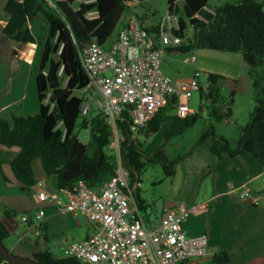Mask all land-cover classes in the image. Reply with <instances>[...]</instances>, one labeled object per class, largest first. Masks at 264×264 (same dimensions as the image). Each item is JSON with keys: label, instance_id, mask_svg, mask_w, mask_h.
Returning a JSON list of instances; mask_svg holds the SVG:
<instances>
[{"label": "trees", "instance_id": "trees-1", "mask_svg": "<svg viewBox=\"0 0 264 264\" xmlns=\"http://www.w3.org/2000/svg\"><path fill=\"white\" fill-rule=\"evenodd\" d=\"M77 0H5L6 23L2 33L16 42L36 44L35 52L40 53L38 71L35 76L39 110L26 116H13L12 123L0 118V147H17L18 151L8 163L14 178L20 182V189L30 192L36 183L32 161L39 157L46 176L55 175L57 188L72 190L82 179L86 184L98 189L103 181L115 172L117 156L109 148L111 132L99 114L91 119L83 115L82 125L89 126L91 139L82 142L74 133L84 97L75 94L82 92L88 83L80 51L95 39L103 45L111 36L127 3L142 0H94L78 3ZM183 13L178 15L179 7L174 0H168V10L179 16L178 30L174 31L181 40L176 47H168L176 52L189 53L195 48H208L226 52H237L248 66V74L255 90L256 103L249 120L240 127V134L233 146L223 135L217 134L213 126H208L196 144L209 141V149L214 158H232L250 153L258 158L264 167V9L258 0H239L226 2L207 8L208 0H181ZM174 6V7H173ZM95 11L94 16L88 13ZM38 14L48 24L47 35L35 38L31 23ZM199 14L201 17H194ZM192 27L191 35L185 34L187 21ZM157 24L146 27L156 32ZM207 85L199 89L200 96L217 102L223 76L214 72H204ZM233 91L225 105V112L212 109L216 119L231 115ZM177 98L160 107L147 121L146 125L132 132L127 109L118 119V128L123 140L120 145V160L128 172L131 184L139 182L140 174L148 164L160 163L166 176L175 173L176 159H168L165 145L170 138L182 134L197 118L195 112L183 116L176 112ZM82 116V115H81ZM169 121V123H167ZM164 126L163 144L152 154L143 151L145 138ZM190 150L188 154H191ZM4 159L0 155V171ZM136 202L144 207L143 200L137 196ZM0 238L2 241L10 231L1 217L14 218L17 211L0 203ZM32 222V214L23 216ZM27 220V221H28ZM41 236L48 241L46 226H41ZM13 251V250H12ZM14 252V251H13ZM16 253V252H15ZM32 258L39 264H84L75 257L55 256L44 248L33 253ZM226 251L213 254L210 264H227ZM0 264H12L0 253Z\"/></svg>", "mask_w": 264, "mask_h": 264}, {"label": "built area", "instance_id": "built-area-1", "mask_svg": "<svg viewBox=\"0 0 264 264\" xmlns=\"http://www.w3.org/2000/svg\"><path fill=\"white\" fill-rule=\"evenodd\" d=\"M93 1L77 0L78 3ZM95 14V11L88 13ZM157 27L156 32L149 31L137 16H132L109 46L103 47L92 39L80 51L82 66L88 75V83L82 90L84 101L80 114L87 115L91 100L96 114L111 132L108 148L117 156L115 172L97 190L78 180L72 190H63L67 194L64 200L44 190L35 195L37 201L51 200L60 211L81 213L92 224L90 235L69 242L63 249L64 255L84 264H189L191 259L207 252V235H188L183 228L184 221L201 204L166 206L156 221L146 223L120 160L123 137L118 119L125 109L129 128L135 132L174 96L177 114L190 113L188 104L192 93L207 85L206 78L200 80L202 71L198 69L178 84L162 71L165 51L176 47L181 40L174 33L179 27V16L167 10ZM183 60L194 62L196 57L193 53H184ZM43 214V209L37 210L35 218L39 220ZM22 220L27 221L26 216ZM31 223L36 229V223Z\"/></svg>", "mask_w": 264, "mask_h": 264}, {"label": "crops", "instance_id": "crops-1", "mask_svg": "<svg viewBox=\"0 0 264 264\" xmlns=\"http://www.w3.org/2000/svg\"><path fill=\"white\" fill-rule=\"evenodd\" d=\"M4 4L5 2L3 4L0 2L1 8L3 9ZM174 6L178 7L176 0H174ZM6 19V13L4 16H0V39L2 41L6 39V36L1 31V28L6 23ZM30 27L34 37L39 38L33 30L32 23ZM30 45L31 44L22 42H14L12 45H9L6 42V46L13 49L14 56L32 65L34 64L37 54V50L35 52L36 44H32L33 51L31 53V62L24 59ZM201 49L202 50H197V48H195L189 51L194 53L196 57L194 62H185L181 52H176L172 49L166 50L161 64L162 71L170 76L174 84L187 80L197 69L203 72H214L237 81L236 78L238 75H236V67H232V69L228 67V65L233 66L232 62L236 65L241 63L239 56L234 54L236 52H226L208 48ZM221 52H223V54ZM217 61H219L217 64L221 68L215 67V62ZM13 76L12 79L17 78V74ZM0 77L4 80V72L0 73ZM10 88L12 91L10 89L3 99L0 97V118L3 119H6V112L13 106L12 104L19 101V97L17 99L14 97L18 96L20 85L11 83ZM13 91H15V93H13ZM10 116L13 117V115ZM17 151V147H0V155L4 159L2 171L9 180L5 181L6 186H4L3 190L4 196L8 197L4 205L13 209H15L14 204H12L10 200L14 196L17 198L20 194L17 193V188H14L11 184V180L15 178L8 160L15 155ZM191 155L189 160H185V176L181 185L180 195L177 200L171 201L166 205L171 206L178 202L187 206L201 204L196 212L187 217L183 223V228L188 235L192 236L205 233L208 238L207 252L200 258L191 259L189 264H203V259L205 257L213 256V254L218 251H226L228 253L229 262L227 264H264V204H259V200L264 198V186L261 185L257 187V184L254 183L256 179L262 177L264 174V167L260 160L250 153H244L232 158H214L206 145L201 147L200 150L196 149ZM34 162H32V169ZM36 163L38 172L41 176L40 178L42 179L38 184H34L31 187L33 189L31 194L32 201L37 203L35 207L36 211L31 212L32 222L37 210L43 209L44 214L40 217V224L41 226H46L48 240L56 238L54 234L52 235V227L54 226L55 219L62 222L66 230L78 232L79 229H76V227L80 226L78 220V216L80 215L58 210L49 199L45 201L36 200L35 195L39 190H44L48 194H56L61 198L67 196L65 191L57 188V178L55 175H52L54 178L48 177L47 182L49 185L46 184L45 173L43 169L42 172L44 175L41 174L42 172L39 170L41 162L37 161ZM5 164L9 167L7 170ZM188 165L191 168H189ZM186 174L188 175L186 176ZM203 174H206L209 178H207V182L200 190L197 184L198 179ZM12 177L14 179H12ZM14 181L20 186V182L16 179ZM254 187H257V189H254V192H257V194L251 193ZM186 194H188V196L184 197ZM198 195L201 196L200 199L196 198ZM195 200L197 201L194 202ZM1 218L6 223L10 233L15 231L16 225L13 218ZM26 222L28 223V228L34 230L32 223H29V220ZM91 232L90 228H88L85 236L79 237L78 240L87 237ZM27 239L31 240L28 236H20L19 242L14 245V247L17 248L20 242H24L20 246V251L11 250L22 256L32 258L34 252L44 249L41 247L44 244L39 242L38 239L34 241L32 246L27 244ZM69 242L70 241L66 240L63 244L65 245Z\"/></svg>", "mask_w": 264, "mask_h": 264}, {"label": "rangeland", "instance_id": "rangeland-1", "mask_svg": "<svg viewBox=\"0 0 264 264\" xmlns=\"http://www.w3.org/2000/svg\"><path fill=\"white\" fill-rule=\"evenodd\" d=\"M238 1L239 0H208L207 8L213 10L215 7L226 2L237 3ZM258 1L262 3V7L264 9V0ZM0 2L3 4L5 0H0ZM176 2L179 7L178 15H180L183 13L182 1L176 0ZM77 4V1L73 3L74 6ZM167 10L168 0H142L127 3L111 36L103 44V47H107L110 45V43L115 39L117 33L119 32L125 21L128 20V18L132 16H137L144 27H149L150 25L158 24L167 13ZM4 15L5 11L3 8H1L0 5V16ZM185 20L187 21L185 34L188 36L192 33V27L189 25L188 20L186 18ZM32 24L33 30L37 37L41 38L42 36L47 35L48 24L45 19L41 16V14H38L36 16V18L32 21ZM6 42L9 45H12L16 41H13L7 37L3 41L0 39V73L4 72L5 75L4 80L2 77H0V85L3 83L0 87V97H2L3 99L6 96V94L11 89V83L20 85V91L18 92V96H13L15 99L19 97V101L13 103V106L6 112V119L9 123H11L13 120L12 116L10 115H32L37 113L39 110V100L37 97L35 76L38 71L40 53L36 54L34 64L30 65L25 61L20 60L16 56H14V51H12L13 49L6 46ZM197 50L202 49L197 48ZM221 53L223 54V52ZM234 54H237L236 56H239L241 63L236 65L234 64V62H232L233 66L228 65V67H230L231 69L232 67H236L235 71L237 73L236 75H238V77L236 78L237 81H235V79L233 80L231 78L223 76V78L221 79L222 82L220 85V92L217 102H212L206 97H201L199 90L194 91L189 99L188 105L192 109V112H195L197 114L196 120L182 134L170 138V140L165 145V153L167 158L176 159L175 173L172 176H166L160 163L148 164L141 172L140 180L135 186L134 184H131L129 180L128 183L131 185L135 199L137 198V196H139L144 202V207L140 209V215L144 218L146 223L150 221H156L161 216L163 207L171 201L177 200V198L179 197L181 185L185 176V160H189L190 155L193 154L196 149L200 150V148L205 145L209 149L208 140L196 144L202 132L208 126H213L217 134L223 135L234 146L240 134V127L246 124L249 120L250 113L256 103L255 90L252 86V81L248 74L247 64L243 61L240 53L236 52ZM181 55L184 56V53H182ZM217 63H219V61L215 62V67L221 68ZM14 74H17L16 79H12V77H14ZM191 75L189 77H191ZM205 76L206 74L202 71L200 80L204 81ZM232 91L234 93L233 102L231 104V115L227 118H222L220 120L216 119V117L212 113V109H216L220 113L225 112V105L229 101ZM13 93H15V91H13ZM75 94H77L78 96L83 95V93L80 91H77ZM95 97L99 98V95L95 93ZM89 103L91 104V109L86 115V118L88 120L96 114L93 102L89 100ZM83 118V115L79 116L74 128V133L82 142L87 143L91 139V131L89 126L84 127L82 125ZM167 123H169V121ZM163 128L164 126H162L157 132L145 138V140L142 135L138 136V139L143 141L142 148L146 154H152L157 147L163 144ZM190 150L192 151V153L188 154ZM34 161L32 162H34L33 169L34 177H36L35 184H38V182L41 181L42 178H40L41 176L38 172L36 162H39L40 158L37 157L34 159ZM5 166L7 170V168L9 167L6 164ZM189 168L191 167L189 166ZM39 170L40 172H42L41 165H39ZM41 174H43V172ZM187 175L188 174H186V176ZM48 177L54 178V176L52 175H45L46 184H48ZM207 178L209 177H207L206 174H203L198 179L197 187H200V190L207 182ZM12 179L14 178L12 177ZM14 180H11V184L14 188H17V193L20 195H18L17 198H15L16 196H14L10 200L12 204H14V208L17 211V215L13 218L14 223L16 225L15 231L10 233L9 236L3 240V243L7 248L13 249L14 251H20V246L24 242H20V245L17 248L14 247V245L19 242L20 236L25 235L31 238V240L27 239V244L32 246L34 244V241L38 239L39 242L44 244L41 247L50 249V251L55 256H60L64 255L63 249L68 243L65 245L63 243L66 242V240L71 242L73 240H78L79 237H84L88 228L93 231L92 224L87 221L81 213L77 212V214L80 215L78 216L80 226L76 227V229H79L78 232L66 230L63 223L60 222L58 219H55L54 226L52 227V235L54 234L56 238H52L47 242L44 241L43 237L41 236L40 230L41 219H33L34 223H36V229L34 230H30L28 228V223L22 220L24 212L29 211L31 213L36 211L35 207L37 206V203H34L31 197L33 189L31 188L30 192L23 191L20 189V186H18V183ZM254 183L257 184V187L261 185L264 186V174L262 175V177L256 179ZM5 184L6 183L4 177L0 172V203L2 204H5V201L8 200V197H5L3 194L4 186H6ZM257 187H254L251 190L252 194H257V192H254V189H257ZM187 196L188 194H186L184 197ZM196 198L200 199L201 196L198 195ZM61 199L64 200L65 198ZM196 201L197 200H195L194 202ZM259 204H264V198L262 200H259ZM211 259L212 256L205 257L203 259V264H210Z\"/></svg>", "mask_w": 264, "mask_h": 264}, {"label": "water", "instance_id": "water-1", "mask_svg": "<svg viewBox=\"0 0 264 264\" xmlns=\"http://www.w3.org/2000/svg\"><path fill=\"white\" fill-rule=\"evenodd\" d=\"M28 44H35L34 42H27ZM0 253L5 258V260L9 261L12 264H39L37 260L30 257H25L20 254L13 252L11 249L7 248L2 239L0 238Z\"/></svg>", "mask_w": 264, "mask_h": 264}, {"label": "bare ground", "instance_id": "bare-ground-1", "mask_svg": "<svg viewBox=\"0 0 264 264\" xmlns=\"http://www.w3.org/2000/svg\"><path fill=\"white\" fill-rule=\"evenodd\" d=\"M32 51H33V45H30L29 50L27 51V53L24 56L26 60H28V61L31 60V53H32Z\"/></svg>", "mask_w": 264, "mask_h": 264}]
</instances>
